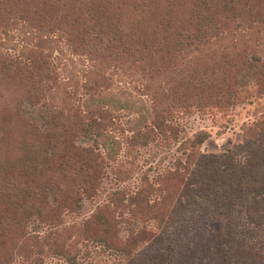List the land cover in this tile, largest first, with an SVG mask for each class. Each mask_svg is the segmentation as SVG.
<instances>
[{
    "label": "trees",
    "instance_id": "1",
    "mask_svg": "<svg viewBox=\"0 0 264 264\" xmlns=\"http://www.w3.org/2000/svg\"><path fill=\"white\" fill-rule=\"evenodd\" d=\"M21 1L0 0V14H13ZM107 5L87 8L81 26L74 21L75 43L90 51L101 47L94 52L102 59L131 61L135 71L149 80L169 77L182 65V58L213 36L264 23V0H153L155 14L139 3L134 19H125ZM140 24L145 32L129 33V25ZM31 63L33 67L9 60L6 69L35 98L48 84L50 67L43 58ZM259 63L228 54L213 61L197 60L163 93L153 96L152 123L133 131L129 145L146 147L169 140V135L177 139L179 129L170 123L177 111L225 108L251 86L264 90V62ZM45 110L38 119L20 120L23 113L17 109L11 116L17 120L10 119L9 139L17 137L6 145L16 154L6 156L9 164L0 160V264L47 252L75 263L90 254L93 244L114 255L115 264H264L263 148L255 150L246 138L245 149L203 154L200 136L185 140L184 157L176 159L173 169L153 179L143 174L135 192L114 190L108 203L97 206L87 219L63 226L67 214L78 213L108 175L98 145L108 116L103 110L86 119ZM83 137H92L93 144H77ZM242 149L243 160L237 155ZM118 174L122 180L129 178L125 171ZM237 209L244 214L243 227H233ZM214 218H221L217 224L225 221L223 231L211 230ZM175 226L180 235L172 237ZM121 227L126 236H121ZM149 245L150 251L143 254ZM35 260L43 264L41 258Z\"/></svg>",
    "mask_w": 264,
    "mask_h": 264
},
{
    "label": "rangeland",
    "instance_id": "2",
    "mask_svg": "<svg viewBox=\"0 0 264 264\" xmlns=\"http://www.w3.org/2000/svg\"><path fill=\"white\" fill-rule=\"evenodd\" d=\"M109 2V5H107ZM153 0H22L13 14H0V160L6 156L13 157L16 152H9V144L16 139L11 132L12 121L17 109L21 111L20 120L28 116L38 119L45 109L63 112L65 116L79 114L83 119L96 110L107 112L106 127L98 145L106 157L108 175L103 180L97 194L85 199L78 213H69L64 218L63 226L87 219L96 207L108 203L109 195L114 190L136 191L143 174L150 179L173 169L177 158L184 157L185 140L202 141L199 149L203 154H226L236 147H244L246 138L251 140V147L264 149V90L251 86L244 97L236 100L233 106L219 108H192L177 111L170 120L179 129L177 139L169 135V140L159 139L146 147H132L128 139L133 131L148 128L152 123V99L155 94L163 93L171 82L176 81L187 67L200 62L220 59L229 55L232 59L240 57L250 62H264V23H255L230 33L213 36L209 43L199 50L190 52L180 60L169 77L157 75L156 80L142 77L132 67L131 61L120 63L114 58H99L95 48L90 51L79 42L75 43L77 34L74 21L85 17L86 9L100 3L116 11L125 19L136 18V6L139 3L149 7L152 14ZM138 17V16H137ZM144 24L131 28L129 33L142 34L146 31ZM137 39V38H136ZM141 38V43H146ZM105 47V46H104ZM93 52V53H91ZM108 54V53H106ZM108 56V55H106ZM43 58L49 65L48 84L40 90L35 98L27 95L24 82L13 79L6 69L9 60H18L33 67L31 60ZM259 63V64H261ZM134 66V65H133ZM30 97V98H29ZM111 122V123H110ZM22 126V125H21ZM252 128V131L249 130ZM169 134V133H168ZM184 142V143H183ZM77 144L88 146L93 138H79ZM245 149V147H244ZM237 153L242 160L245 151ZM12 153V154H11ZM20 153L17 152V155ZM4 167V165H3ZM3 170V168H2ZM127 172L128 179H120ZM118 174V175H117ZM239 211V212H238ZM237 209L232 217L233 227H243L244 214ZM214 218L212 231H223L225 221L217 224ZM194 220V216L192 221ZM190 222V219L187 218ZM193 224V222H192ZM231 225V224H230ZM148 229L153 225L147 224ZM178 226V225H177ZM170 230V236L180 235L183 225ZM121 236H126L122 231ZM252 228V227H250ZM253 229V228H252ZM45 231V230H43ZM259 235V234H257ZM262 244V243H259ZM90 254L80 256L75 263H67L51 253L36 255L31 258H16L12 264H40L35 260L41 258L43 264H115L114 255L104 253L99 246L90 245ZM150 251L145 247L143 254Z\"/></svg>",
    "mask_w": 264,
    "mask_h": 264
}]
</instances>
